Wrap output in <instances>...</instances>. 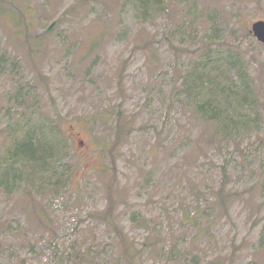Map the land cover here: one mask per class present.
I'll return each mask as SVG.
<instances>
[{
  "label": "rangeland",
  "instance_id": "374dc122",
  "mask_svg": "<svg viewBox=\"0 0 264 264\" xmlns=\"http://www.w3.org/2000/svg\"><path fill=\"white\" fill-rule=\"evenodd\" d=\"M150 1L0 0V264H264V0Z\"/></svg>",
  "mask_w": 264,
  "mask_h": 264
},
{
  "label": "trees",
  "instance_id": "16d2710c",
  "mask_svg": "<svg viewBox=\"0 0 264 264\" xmlns=\"http://www.w3.org/2000/svg\"><path fill=\"white\" fill-rule=\"evenodd\" d=\"M138 1L145 8L151 3L150 0ZM153 2L155 3L157 0H154ZM209 56L207 57V60L209 59ZM204 71H206V67H193L184 80V91H186L189 96L190 102L195 101L196 107L200 112L205 113L206 111H210L208 116L209 119H215L218 118L217 114H222V111L217 109V112H215V106L210 104L211 101L214 102L213 100H207L208 102H204L202 100V92L207 88H211V94H214L215 90H219L217 87L215 88V85L219 82L215 80L216 78L205 75ZM248 85L249 84H247V87ZM212 86L214 87L212 88ZM220 92H222V90H220ZM226 97H230V95L227 94ZM60 134V129L54 130L51 126L49 127L48 123H41L38 125L37 137L32 134H21V136L18 137V143L16 146L13 145L12 149L8 152L6 161L9 160L11 162V160H18L19 163L25 161L28 164H34L37 166L41 175L50 173V177L45 175V179H48L51 183L45 186H53V183H56L54 182L55 179H57L56 181H59L61 180L60 177L64 176L63 166H59V163L62 161L61 156H63V152L66 151V144L65 140L61 139ZM56 185L59 184L56 183ZM42 187L43 186H40V188ZM126 249H128V246H126Z\"/></svg>",
  "mask_w": 264,
  "mask_h": 264
},
{
  "label": "water",
  "instance_id": "95a60500",
  "mask_svg": "<svg viewBox=\"0 0 264 264\" xmlns=\"http://www.w3.org/2000/svg\"><path fill=\"white\" fill-rule=\"evenodd\" d=\"M250 31L257 41L264 45V20L254 22Z\"/></svg>",
  "mask_w": 264,
  "mask_h": 264
}]
</instances>
